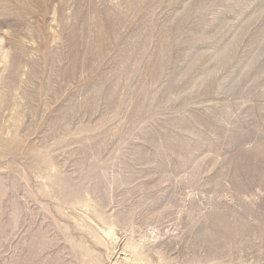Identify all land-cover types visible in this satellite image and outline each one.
<instances>
[{
  "label": "rangeland",
  "instance_id": "rangeland-1",
  "mask_svg": "<svg viewBox=\"0 0 264 264\" xmlns=\"http://www.w3.org/2000/svg\"><path fill=\"white\" fill-rule=\"evenodd\" d=\"M0 264H264V0H0Z\"/></svg>",
  "mask_w": 264,
  "mask_h": 264
}]
</instances>
